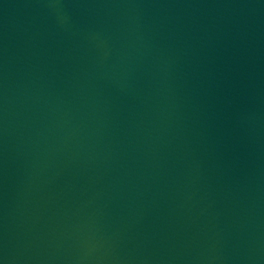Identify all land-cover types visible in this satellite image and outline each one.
Listing matches in <instances>:
<instances>
[{
    "label": "water",
    "instance_id": "water-1",
    "mask_svg": "<svg viewBox=\"0 0 264 264\" xmlns=\"http://www.w3.org/2000/svg\"><path fill=\"white\" fill-rule=\"evenodd\" d=\"M0 264H264V0H0Z\"/></svg>",
    "mask_w": 264,
    "mask_h": 264
}]
</instances>
